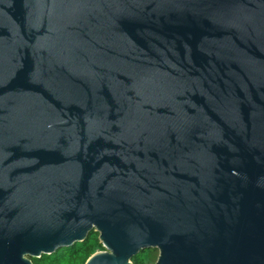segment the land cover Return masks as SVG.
Instances as JSON below:
<instances>
[{
	"label": "water",
	"instance_id": "obj_1",
	"mask_svg": "<svg viewBox=\"0 0 264 264\" xmlns=\"http://www.w3.org/2000/svg\"><path fill=\"white\" fill-rule=\"evenodd\" d=\"M264 264V0H0V264Z\"/></svg>",
	"mask_w": 264,
	"mask_h": 264
},
{
	"label": "trees",
	"instance_id": "obj_2",
	"mask_svg": "<svg viewBox=\"0 0 264 264\" xmlns=\"http://www.w3.org/2000/svg\"><path fill=\"white\" fill-rule=\"evenodd\" d=\"M102 246L98 242V236L91 233L82 244L72 248L60 250L52 256L42 257L40 260H32L33 264H85L86 260L97 252H101ZM156 254L146 252L137 255L131 260L132 264H154Z\"/></svg>",
	"mask_w": 264,
	"mask_h": 264
},
{
	"label": "flooded vegetation",
	"instance_id": "obj_3",
	"mask_svg": "<svg viewBox=\"0 0 264 264\" xmlns=\"http://www.w3.org/2000/svg\"><path fill=\"white\" fill-rule=\"evenodd\" d=\"M148 252H149V251H148ZM151 252H153V251H151ZM144 253H146V252H144ZM154 253L156 254V259H157V255H158V254H157V252H154ZM155 262H156V261H155ZM155 262H154V264H155Z\"/></svg>",
	"mask_w": 264,
	"mask_h": 264
},
{
	"label": "rangeland",
	"instance_id": "obj_4",
	"mask_svg": "<svg viewBox=\"0 0 264 264\" xmlns=\"http://www.w3.org/2000/svg\"><path fill=\"white\" fill-rule=\"evenodd\" d=\"M101 251H103V249Z\"/></svg>",
	"mask_w": 264,
	"mask_h": 264
}]
</instances>
